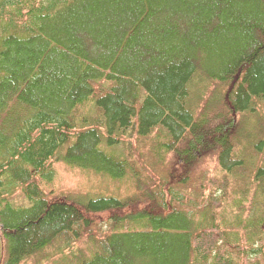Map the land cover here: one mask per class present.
I'll return each mask as SVG.
<instances>
[{"label":"trees","instance_id":"1","mask_svg":"<svg viewBox=\"0 0 264 264\" xmlns=\"http://www.w3.org/2000/svg\"><path fill=\"white\" fill-rule=\"evenodd\" d=\"M57 160L126 195L88 212ZM64 251L264 264V0H0V264Z\"/></svg>","mask_w":264,"mask_h":264},{"label":"rangeland","instance_id":"2","mask_svg":"<svg viewBox=\"0 0 264 264\" xmlns=\"http://www.w3.org/2000/svg\"><path fill=\"white\" fill-rule=\"evenodd\" d=\"M161 167H157L159 169ZM52 181L50 182L51 189L53 192L58 191L59 193H65L75 195V199H71L72 202L78 203L79 205L87 208L88 212L102 213L107 210H113L109 208L106 210H97V208H91L87 206V202L91 199H95L101 196L113 197V194L120 197L127 191L128 182H123L117 178H113L106 172H98L92 169H82L72 166L62 160H57L53 163L52 168ZM148 170V169H146ZM118 190V192H117ZM100 224V223H99ZM101 230L98 231V226L90 234L98 236L102 233L108 232L109 225L101 223ZM100 232V233H99ZM242 243V242H241ZM92 242L84 240L78 248L83 252L82 255L89 257L93 253L91 248ZM80 252H77L76 257L69 256V251H64L61 258H59V264H73L80 257ZM53 264V263H51Z\"/></svg>","mask_w":264,"mask_h":264}]
</instances>
